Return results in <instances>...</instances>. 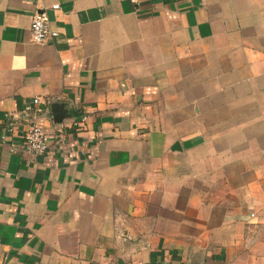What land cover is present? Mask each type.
Masks as SVG:
<instances>
[{"label":"crops","instance_id":"0c3cea01","mask_svg":"<svg viewBox=\"0 0 264 264\" xmlns=\"http://www.w3.org/2000/svg\"><path fill=\"white\" fill-rule=\"evenodd\" d=\"M0 264H264V0H0Z\"/></svg>","mask_w":264,"mask_h":264},{"label":"built area","instance_id":"2783aa9c","mask_svg":"<svg viewBox=\"0 0 264 264\" xmlns=\"http://www.w3.org/2000/svg\"><path fill=\"white\" fill-rule=\"evenodd\" d=\"M58 7L59 5L55 4L52 6V9H57ZM29 30L31 39L35 42L47 41L57 35V31L49 27L47 14L42 9H36L32 13ZM39 102H41L39 97L33 99L34 104H38ZM36 111L40 112L41 108L36 107ZM83 118L82 116L80 119L82 120ZM78 122V120H75L73 124H77ZM50 141V134L41 126L33 123L25 132L23 147L28 153L44 154L50 147Z\"/></svg>","mask_w":264,"mask_h":264},{"label":"water","instance_id":"95a60500","mask_svg":"<svg viewBox=\"0 0 264 264\" xmlns=\"http://www.w3.org/2000/svg\"><path fill=\"white\" fill-rule=\"evenodd\" d=\"M50 109L53 116V121L56 123L62 122L65 118L71 116L70 106L65 102H52Z\"/></svg>","mask_w":264,"mask_h":264}]
</instances>
